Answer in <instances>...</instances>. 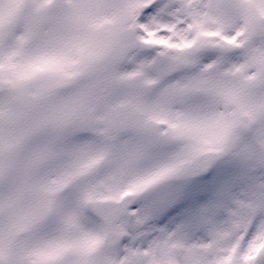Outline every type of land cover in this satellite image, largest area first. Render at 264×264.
Instances as JSON below:
<instances>
[{
  "label": "snow or ice",
  "instance_id": "1",
  "mask_svg": "<svg viewBox=\"0 0 264 264\" xmlns=\"http://www.w3.org/2000/svg\"><path fill=\"white\" fill-rule=\"evenodd\" d=\"M0 264H264V0H0Z\"/></svg>",
  "mask_w": 264,
  "mask_h": 264
}]
</instances>
